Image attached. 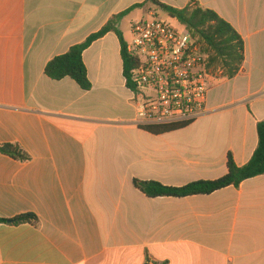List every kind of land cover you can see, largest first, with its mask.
I'll use <instances>...</instances> for the list:
<instances>
[{
	"label": "crops",
	"instance_id": "0c3cea01",
	"mask_svg": "<svg viewBox=\"0 0 264 264\" xmlns=\"http://www.w3.org/2000/svg\"><path fill=\"white\" fill-rule=\"evenodd\" d=\"M195 1L238 32L245 62L233 79L212 81L206 116L153 134L137 126L115 33L83 54L90 91L45 74L54 57L144 4L119 23L129 44L131 24L154 13L148 0H0V145L30 157L0 154V218L39 219L0 224V264H264V175L186 198H150L133 183L217 180L229 155L243 167L258 147L264 0Z\"/></svg>",
	"mask_w": 264,
	"mask_h": 264
},
{
	"label": "trees",
	"instance_id": "16d2710c",
	"mask_svg": "<svg viewBox=\"0 0 264 264\" xmlns=\"http://www.w3.org/2000/svg\"><path fill=\"white\" fill-rule=\"evenodd\" d=\"M148 3H151L154 8L162 10L170 18L178 20L193 34L198 42L203 44L204 49L210 55V63L214 71L223 70V77L227 79H233L240 73L245 62V43L232 25L223 20L215 11L203 8L195 0H192L184 9L167 6L159 0H148ZM143 6L144 4L135 5L129 10L114 16L100 31L89 36L86 41L71 47L66 54L54 57L46 65L45 74L55 81L70 78L82 90L90 91L93 86L88 77L83 54L97 40L108 33H115L121 40L124 76L127 86L131 87L129 81L134 70L138 67V62L127 51L128 44L119 29V23L133 10ZM186 126L147 127L143 129L153 134H163ZM257 130L259 143L251 160L245 166L239 167L232 155H229L228 172L222 178L213 181H196L183 187H171L155 181L135 179L133 181L134 186L150 198H186L197 195H210L231 186L238 188L244 181L264 175V121L258 123ZM0 154L22 162L30 160L29 155L16 144L0 145ZM0 224H31L37 226L39 219L34 214H24L12 220L0 218Z\"/></svg>",
	"mask_w": 264,
	"mask_h": 264
},
{
	"label": "built area",
	"instance_id": "2783aa9c",
	"mask_svg": "<svg viewBox=\"0 0 264 264\" xmlns=\"http://www.w3.org/2000/svg\"><path fill=\"white\" fill-rule=\"evenodd\" d=\"M127 51L138 67L129 90L140 128L189 125L207 115L214 71L203 44L178 20L151 13L131 24Z\"/></svg>",
	"mask_w": 264,
	"mask_h": 264
},
{
	"label": "rangeland",
	"instance_id": "374dc122",
	"mask_svg": "<svg viewBox=\"0 0 264 264\" xmlns=\"http://www.w3.org/2000/svg\"><path fill=\"white\" fill-rule=\"evenodd\" d=\"M151 11H154V13L155 14H157L158 15V17L159 18H161V19H168L167 18V16H166V14L164 13V12H162L160 9H156V8H151L150 9ZM142 15H143V12L141 11V9H138L137 11H136V13H135V16H137L138 18H141L142 17ZM146 17V16H145ZM137 18V19H138ZM142 19V18H141ZM128 24H129V22L128 21H125L124 22V28L125 29H128ZM129 39H130V41L132 40V36L130 37L129 36ZM223 71V70H222ZM218 77V79H222L223 78V74L221 73L220 75H218L217 76ZM214 83H216V84H218L217 82H214ZM215 84V85H216ZM222 88H223V86L222 87H219V88H214V90L212 91V93H211V96H216L217 95V93L220 91L221 92V90H222Z\"/></svg>",
	"mask_w": 264,
	"mask_h": 264
}]
</instances>
